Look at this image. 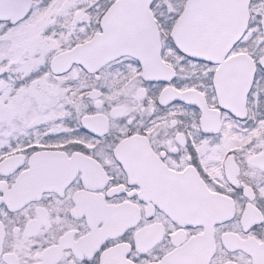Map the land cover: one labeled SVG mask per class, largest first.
<instances>
[{"label": "snow or ice", "instance_id": "1", "mask_svg": "<svg viewBox=\"0 0 264 264\" xmlns=\"http://www.w3.org/2000/svg\"><path fill=\"white\" fill-rule=\"evenodd\" d=\"M0 264H264V0H0Z\"/></svg>", "mask_w": 264, "mask_h": 264}]
</instances>
